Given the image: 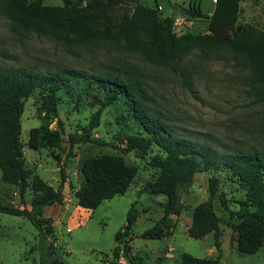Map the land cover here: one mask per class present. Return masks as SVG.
Returning a JSON list of instances; mask_svg holds the SVG:
<instances>
[{
    "label": "rangeland",
    "instance_id": "1",
    "mask_svg": "<svg viewBox=\"0 0 264 264\" xmlns=\"http://www.w3.org/2000/svg\"><path fill=\"white\" fill-rule=\"evenodd\" d=\"M93 1L92 7L105 15L102 28L107 22L116 27L138 3L149 8L157 5L159 19L172 17V31L176 35L208 33L206 20L185 17L190 3L198 4L205 15L213 9V0H174L173 4L171 0H132L113 8H103L104 0ZM43 4L60 6L62 3L61 0H43ZM236 24L264 34V0H241ZM174 62L178 66L176 71L169 65L148 61L108 42L75 43L38 34L5 15L0 0L1 70L29 68L47 75L72 70L86 75H115L133 84L137 82L146 97V100L141 99V104L166 125L173 137L208 146L221 155L264 154V103L254 101L249 62L228 51L198 49H191ZM103 95L100 87L89 79L63 86L57 92V111L62 123L60 146L35 151L26 146L28 131L41 125L43 120L40 94L31 93L23 103L19 135L24 166L31 172L28 187L20 200L17 189L0 180L2 203L28 208L32 195L29 185L34 175L53 189L59 187L62 193L59 209L45 208L47 220L43 224L45 227L58 222L53 227L58 257L65 264H107L115 246L114 234L123 226L131 203L136 201L138 217L132 228L130 253L141 258L143 264H177L182 253L199 259L216 256L211 234L198 240L186 235L192 209L201 202H209L220 229L219 264H264V243L253 255L235 251L237 220L232 213L237 209L236 201L243 198V188L222 166L197 172L190 184L177 189L174 199L181 212L178 217L169 215L167 218L171 234L162 239L141 237L146 229L159 224L166 199L143 190L156 176V171L147 163L159 150L151 146L142 157L134 152H119L127 136L140 132L124 98L102 111L99 125L92 132L93 139L107 145L85 143L74 146L71 154L68 150L66 134L79 132L87 125ZM49 127H54V123ZM102 155L121 156L136 173L124 194L103 201L90 212L85 211L76 206L73 197L82 182L79 167L85 158ZM59 168L63 170L62 183ZM210 178L217 180L214 197L208 194ZM220 193L226 200V210L219 205ZM36 245L37 233L26 219L0 213V264H38V252L31 250ZM212 250L214 252L210 253ZM165 254L170 259L164 258ZM121 260L120 264H126Z\"/></svg>",
    "mask_w": 264,
    "mask_h": 264
},
{
    "label": "trees",
    "instance_id": "2",
    "mask_svg": "<svg viewBox=\"0 0 264 264\" xmlns=\"http://www.w3.org/2000/svg\"><path fill=\"white\" fill-rule=\"evenodd\" d=\"M5 15L23 27L38 34H49L75 43L108 42L123 51L136 53L146 60L169 65L172 70L178 66L174 60L191 49L224 50L235 57L247 60L251 65V85L254 101L264 103V34L248 26L236 24L241 0H213L210 15L200 12L199 5L190 3L185 17L207 21L205 34L173 33V18L159 19L158 6L154 8L134 4L128 16H124L116 27L107 22L102 10L92 7L91 1L61 0L60 6L44 5L43 0H1ZM132 0H104L103 8H113ZM94 2V1H93ZM92 80L98 85L103 98L90 116L88 123L79 132L66 134L68 150L74 146L92 143L107 145L93 139L92 132L99 125L102 111L123 97L130 106V113L140 127V132L127 136L121 154L134 152L144 156L151 146L159 153L153 154L148 166L156 171L152 181L143 187L150 195L165 197L163 213L159 224L146 229L141 237L162 239L171 234L168 216L178 217L181 208L175 204L177 189L192 182L195 174L207 171L211 166H222L234 176L243 188V198L236 201L237 209L232 215L235 225V251L238 254L253 255L264 243V154L251 152L239 155H221L208 146L172 136L161 120L148 113L141 99L139 83L122 80L115 75H86L72 70H60L53 75L41 74L32 69H0V180L17 189L20 200L28 187L30 170L25 168L20 141V117L24 101L33 91L40 94V110L43 123L28 131L26 146L32 150L57 149L61 143L62 123L57 111V92L71 81ZM54 123V127H49ZM264 134V127H263ZM113 146V145H112ZM61 183L63 170L59 168ZM82 179L73 197L76 206L85 210L96 209L103 201L122 195L135 176V168L127 165L121 156L102 155L85 158L79 167ZM31 199L28 208L3 204L0 213L26 219L37 233V245L31 250L38 252V264H65L57 254L53 243L52 227H43L45 206L61 204L60 188L53 189L36 175L30 183ZM217 180H208L209 197L216 195ZM219 205L226 210V200L220 193ZM22 203V202H21ZM131 203L124 218V224L114 234L117 243L111 249L107 264H143L142 259L130 253L132 228L138 217ZM211 234L216 256L195 258L180 254L177 264H219L221 257L220 229L218 218L209 202L197 204L191 212L186 228L187 237L198 240Z\"/></svg>",
    "mask_w": 264,
    "mask_h": 264
},
{
    "label": "crops",
    "instance_id": "3",
    "mask_svg": "<svg viewBox=\"0 0 264 264\" xmlns=\"http://www.w3.org/2000/svg\"><path fill=\"white\" fill-rule=\"evenodd\" d=\"M159 8V7H158ZM211 13V12H210ZM210 13L209 14H207V15H210ZM59 204H53V205H51V208H53L54 209V211H57L58 209H59ZM45 208H49V205H47V206H45ZM44 208V209H45ZM79 208V207H78ZM80 209H82V208H80ZM82 210H85V209H82ZM85 211H89V210H85ZM90 212V211H89ZM45 212L43 211V217H44V220H47L46 218H45ZM49 216V215H48ZM44 222H46V221H44ZM58 224V222H56V221H54V222H52L50 225H48V226H45V227H52V229H53V227L55 226V225H57ZM187 228V227H186ZM53 233H54V230H53ZM209 235V234H208ZM208 235H206V236H208ZM205 236V237H206ZM204 238V237H203ZM213 244V243H212ZM214 251L212 250L210 253H213ZM164 258H169L170 259V257H169V255L168 254H165L164 255ZM179 261V260H178ZM178 263V262H177ZM219 263H220V260H219Z\"/></svg>",
    "mask_w": 264,
    "mask_h": 264
},
{
    "label": "water",
    "instance_id": "4",
    "mask_svg": "<svg viewBox=\"0 0 264 264\" xmlns=\"http://www.w3.org/2000/svg\"><path fill=\"white\" fill-rule=\"evenodd\" d=\"M174 3V0H171V4H173ZM117 245V243H115V246Z\"/></svg>",
    "mask_w": 264,
    "mask_h": 264
}]
</instances>
